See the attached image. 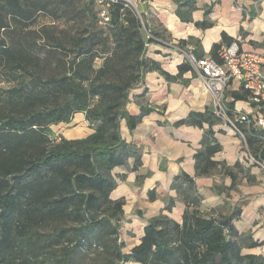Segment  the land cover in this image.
Here are the masks:
<instances>
[{
  "label": "trees",
  "instance_id": "obj_1",
  "mask_svg": "<svg viewBox=\"0 0 264 264\" xmlns=\"http://www.w3.org/2000/svg\"><path fill=\"white\" fill-rule=\"evenodd\" d=\"M41 15L81 24V31L69 37L49 27L31 30ZM140 15L144 21L124 1L0 0V73L15 81L8 89L0 87V264H264L263 255L243 252L242 244L254 249L262 243L243 238L235 226L242 215L239 202L224 201L223 217L204 215L195 180L185 173L171 186L185 206L181 221L167 215L150 219L140 244L123 252L125 202L111 199L118 186L114 171L129 168L131 161L137 171L143 154L123 138L121 124L133 132L153 112L142 106L138 115L131 114V92L150 72L184 86L190 83L184 74L192 72L184 62L171 75L148 57L157 35L152 30V38L146 35ZM176 15L188 22L180 8ZM223 41L234 42L226 34ZM222 46L215 44L210 53L217 62ZM98 58L103 63L96 68ZM232 96L229 119L262 162L264 130L251 115L249 123L240 122L234 112L236 102L251 99L250 93ZM81 113L93 130L90 136L53 139L54 126L70 124ZM220 120L207 110L176 123L202 129L208 124L195 155L199 176L220 165L212 160L222 149L213 129ZM235 168L243 172L240 163ZM225 171L236 180L235 173ZM175 206L169 198L165 211Z\"/></svg>",
  "mask_w": 264,
  "mask_h": 264
},
{
  "label": "crops",
  "instance_id": "obj_2",
  "mask_svg": "<svg viewBox=\"0 0 264 264\" xmlns=\"http://www.w3.org/2000/svg\"><path fill=\"white\" fill-rule=\"evenodd\" d=\"M150 5L151 16L148 15L147 21L157 35V42L150 45L148 57L160 62L163 69L171 75L178 74V66L187 62L188 55L210 56L215 44L228 45L223 41V34L234 41L240 40L243 50L264 51V0H151ZM179 8L188 22H183L176 15ZM226 11L228 15L225 14ZM147 12L145 10V14ZM243 19L244 22H249V26L255 25L257 29H249L248 25L245 28V23H239ZM203 21L211 23L212 26L198 27L197 23ZM259 28L262 31L261 36L256 34ZM183 78L190 80L188 86L169 83L158 72L148 73L145 83L131 92L128 110L131 114L138 115L143 106L151 108L153 112L145 116L133 132L129 131L125 121L121 124L123 138L127 143L140 148L143 154L142 166L137 171L131 170L133 161L129 168H117L114 171L118 186L111 194L113 201L125 202V218L121 227L139 233L134 247L140 244L148 221L157 217L156 213L159 215L160 211H165L168 201L164 199L165 196L168 199L175 198L173 192L176 191L171 187L175 177L183 173L189 175L195 180L201 196L203 194L198 188L200 181L215 178L223 167L238 175L236 168H233L237 163L242 165L243 172L252 185H258L264 179V161L254 158L244 143L243 136L236 131L235 125L225 119L220 120L213 128L222 149L212 160L220 165L211 174L198 175L195 155L202 149L201 141L208 124H204L202 129L191 125L177 126L176 123L187 118L191 112L213 111V103L203 83L193 72L184 74ZM243 91L241 83L233 81L230 84L226 94L228 109L229 103L233 101L232 94ZM234 112L253 116L258 112V107L251 99L239 101L234 106ZM56 128H62L59 135L68 140L84 139L93 133L83 113L75 115L70 124L54 126L53 130ZM243 148V153L247 155L238 158L235 152ZM256 180L259 181L258 184ZM152 191H155L153 200L150 197ZM249 205L250 209L257 212L260 209L263 212L264 194L259 199L253 196ZM184 208L182 204V209ZM243 216L242 211L241 219L235 222L240 234L243 231L239 229L238 223L242 222ZM255 217L250 222V226L255 225L252 232L246 233L250 234L248 236L253 241L262 245L251 249L256 252L249 253L264 256V228L256 231L264 223H256L261 217L259 213Z\"/></svg>",
  "mask_w": 264,
  "mask_h": 264
},
{
  "label": "rangeland",
  "instance_id": "obj_3",
  "mask_svg": "<svg viewBox=\"0 0 264 264\" xmlns=\"http://www.w3.org/2000/svg\"><path fill=\"white\" fill-rule=\"evenodd\" d=\"M131 1L133 5H135V7L133 5L130 6L134 10H136L140 18H141L140 12L144 13L145 25L147 26V30H148L146 31V35L149 37V35L151 34L148 32L149 30H151V28L148 24L147 18L148 15L151 16V9H150L151 0H131ZM152 9H155V7L152 6ZM145 10L146 12L148 11L147 14H145ZM225 14L228 15V12L226 11ZM141 20L144 21L142 18ZM239 23H243V24L245 23V25H243L245 26V28L248 25L249 29L250 27H252V30L257 29L255 25L249 26V22H244V19L239 21ZM46 27L54 29V31H56L55 33L57 34L63 32L64 34L61 35H66L71 37L74 36V34H77L79 31H81L82 25L78 23H68L64 20H60V21L53 20L48 16L41 15L34 22V25L31 27V30L39 32L41 31L42 28H46ZM256 34L258 36L262 35V31L260 28L258 29ZM102 63H103V59L98 58L95 61L96 68H99L102 65ZM13 85H15V81L6 78L4 74L0 73V87L4 89H8ZM53 131H54L53 139H56V137L59 136V133L62 132V128L60 129L56 128ZM244 149L245 148L241 149L239 152H235V155L238 158H241L242 155L246 156L247 154L243 153ZM233 168L235 169V166ZM235 171L238 174L236 180H233L227 174V171H225V169H222L220 173H217V176L215 178L203 179L202 181H200L198 188H200V191L203 194L202 211L204 215H211L218 218L223 217L225 214H227L226 211L221 209V206L224 201H228L231 204H235L239 202V204L242 207V211L244 212V216L242 222L238 223V227L240 230L243 231L242 236H244L243 238H245L248 237V235H250L247 234L246 232L248 233L252 232V227L255 226V225L250 226V222L254 221V219L256 218L255 217L256 213H259L261 215L259 221H256V223L257 222L264 223V211L262 212L259 209V211L257 212L253 209H250V205H249L250 199L253 196H256L259 199L264 194V191H262V189H264V179H262V181H260L259 184H258L259 181L256 180L258 185H252L249 179H247L244 172H241L237 169ZM173 195L175 196L174 199L176 201V206H175L176 208H174L172 212L160 211L159 215L158 213H156L157 217L161 215H167L176 221H181V216H182L181 214L183 211L182 196L179 195V192H173ZM164 199L168 200V197L165 196ZM261 225L256 229V231L264 228V225L263 226ZM132 231H127L125 230V228L123 229V227H121L120 229V241L122 240L124 243L125 248L123 249V252L126 254L129 253L130 249L133 248L134 245L137 243V238L139 236L138 235L139 233L137 232L133 233ZM242 245L245 247L243 249L244 253L256 252V250H251L247 248L246 245L244 244Z\"/></svg>",
  "mask_w": 264,
  "mask_h": 264
},
{
  "label": "built area",
  "instance_id": "obj_4",
  "mask_svg": "<svg viewBox=\"0 0 264 264\" xmlns=\"http://www.w3.org/2000/svg\"><path fill=\"white\" fill-rule=\"evenodd\" d=\"M110 3L124 1L133 5L131 0H99ZM135 7V5H133ZM236 8L240 7L238 5ZM105 12L102 16H105ZM108 21V17H104ZM149 38H152L149 35ZM241 41L236 40L230 45L220 49L221 62L211 56H187V62L192 67V72L203 83L205 91L211 96L213 111L216 117L234 122L229 119L227 107V90L233 81L241 83L244 91L250 93L252 101L257 105L258 112L252 116L254 125L264 130V51L243 50ZM250 115L239 114L240 122H250Z\"/></svg>",
  "mask_w": 264,
  "mask_h": 264
}]
</instances>
